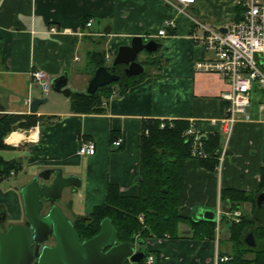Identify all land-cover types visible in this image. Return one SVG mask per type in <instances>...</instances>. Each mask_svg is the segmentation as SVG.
<instances>
[{"label":"crops","instance_id":"0c3cea01","mask_svg":"<svg viewBox=\"0 0 264 264\" xmlns=\"http://www.w3.org/2000/svg\"><path fill=\"white\" fill-rule=\"evenodd\" d=\"M243 1L195 0L183 15L161 0H0V114H30L29 104L36 97L46 99L36 116H55L48 124L14 131L4 139L9 148L0 156L18 162L24 175H12L17 187L0 192V231L23 223L19 190L43 170L61 169L64 176L80 178V187L66 189L58 205L71 222L88 217L105 202L108 184L116 185L122 196H135L141 127L146 120L187 121L202 137L218 134L211 121L224 114L221 94L227 86L218 75L195 71L194 62L207 54L193 39L202 33L194 31L192 19L225 29L241 20ZM170 19L175 27L165 28V37H159L158 31ZM87 21L92 22L90 28ZM50 26L58 33L50 34ZM137 36L154 40L159 48L148 57L139 54L151 62L147 71L142 65L145 78L121 96L115 89V95L104 101L103 114L72 113L69 96L53 91L49 97L52 90L43 95L32 83L34 71H42L50 81L65 75L71 93H86L94 72L92 54L102 53L110 62L119 46L129 45ZM263 102L264 90L255 87L247 109L249 120L239 117L234 125L218 172L202 169L190 157L181 162L179 214L188 221H210L206 217L217 210L228 212L220 202L221 189L253 196L261 192L264 112L259 105ZM111 134L122 140L119 150L111 144ZM84 141L95 144L93 156L78 155ZM233 210L250 216L253 205L244 202ZM222 218L224 225L212 239L194 237L189 224L182 222L175 238L151 236L142 251L154 258V264H219L232 252L228 232L232 221Z\"/></svg>","mask_w":264,"mask_h":264},{"label":"trees","instance_id":"16d2710c","mask_svg":"<svg viewBox=\"0 0 264 264\" xmlns=\"http://www.w3.org/2000/svg\"><path fill=\"white\" fill-rule=\"evenodd\" d=\"M149 55L152 54H147V57ZM91 57L94 61V69L97 66H105L102 53L95 52ZM143 62L151 65V62L147 60ZM109 68L110 66L107 67L108 70ZM124 68V65L115 66L114 73L120 76L118 81L99 88L92 95L71 93L69 95L70 111L76 114H103L106 106L102 103L115 95V89H117V95L121 96L146 76L145 71L138 76H126ZM54 118L55 116L45 117L36 116V114H0V151L9 148L4 144V139L11 132L28 131L39 124H48ZM170 123L172 127L169 126ZM161 124H164L163 128H160ZM187 128V121L146 120L142 123L139 171L135 180L138 187L137 194L122 196L116 185L108 184L105 202L94 207L88 217H77L72 222L81 241L96 235L99 231V223L104 218L110 219L115 228L117 243L134 242L136 238L145 244L149 237L162 238L164 234L175 238L178 225L182 222L189 224L194 237L210 239L215 237L214 222H191L179 214L180 167L181 162L190 157V146L182 138V133ZM115 140V135L111 134V144ZM203 140L205 151L210 158L200 160V167L214 171L217 166L216 153L221 144L220 137L214 133ZM120 148L121 146L116 150ZM19 171L21 167L18 162L6 161L0 156V182L9 178L11 173L16 174ZM260 191L259 194L264 193V168L260 174ZM257 196L258 194L253 196L239 191L221 189L220 202L227 210L233 211L240 204L250 202L253 205V213L250 216L242 215L239 223H230L228 232L232 252L227 261L219 262V264H264V226L253 218ZM248 230H252L254 247L247 246L243 241ZM144 252L147 254L146 251ZM246 255H251V258H246ZM143 261L144 259L139 264H143Z\"/></svg>","mask_w":264,"mask_h":264},{"label":"water","instance_id":"95a60500","mask_svg":"<svg viewBox=\"0 0 264 264\" xmlns=\"http://www.w3.org/2000/svg\"><path fill=\"white\" fill-rule=\"evenodd\" d=\"M225 32V29H220ZM159 48L154 40L133 37L129 45L119 46L109 70L106 66H97L90 79L86 93L94 94L99 88L117 82L115 66L124 65L126 76H138L143 66L136 61L141 53L153 54ZM65 75L50 81V88L56 93L69 96L71 90L66 87ZM45 98H32L29 113L35 114ZM80 178L75 175H63L61 169H47L38 172L19 190L22 201L25 224H11L0 232V264H139L145 252L135 250L144 242L117 243V233L110 219L99 223L96 235L81 241L73 223L68 220L58 203L66 189H78ZM205 215V214H204ZM214 221L213 217H206ZM254 220L264 226V193L256 197ZM1 221V220H0ZM54 240L49 246L48 239ZM249 247L255 246L252 230L243 238Z\"/></svg>","mask_w":264,"mask_h":264},{"label":"built area","instance_id":"2783aa9c","mask_svg":"<svg viewBox=\"0 0 264 264\" xmlns=\"http://www.w3.org/2000/svg\"><path fill=\"white\" fill-rule=\"evenodd\" d=\"M177 14L187 15L186 7L193 5L195 0H161ZM243 15L240 21L225 28V32L212 29L196 19H192L194 31L200 30L201 35L193 36L196 44L207 54V58L196 60L193 64L196 72H204L220 76L227 86V90L221 94L226 107L223 116L218 120H212L213 125L218 126L221 145L216 153V172L220 170L226 154L227 143L232 134L234 125L242 117L244 121L249 120L247 109L250 105V96L253 89L264 90V0H244ZM91 21L85 26L90 28ZM173 19L166 20L163 27L158 31L159 37H165V28H174ZM50 34L58 33L57 28L50 26ZM109 61V57L106 56ZM32 83L37 86L43 94L50 91V80L42 71H34L31 74ZM105 106V103H102ZM264 112V102L259 105ZM173 125L170 123L169 125ZM164 124L160 125L163 128ZM146 134V132H145ZM185 143L190 146V158L195 160H206L210 158L205 151V141L190 124L182 133ZM122 144L121 139H116L112 145L117 148ZM96 148L92 141H84L78 148V155L93 156ZM230 218L233 223H239L240 210L228 211L222 214L221 210L216 212L215 231L218 232L220 219ZM228 257H222L220 262H225ZM144 264H154V258L147 256Z\"/></svg>","mask_w":264,"mask_h":264},{"label":"rangeland","instance_id":"374dc122","mask_svg":"<svg viewBox=\"0 0 264 264\" xmlns=\"http://www.w3.org/2000/svg\"><path fill=\"white\" fill-rule=\"evenodd\" d=\"M136 61L137 62H139V63H142L143 64V66L145 67V70L147 71V64H145L143 61V59H142V57H141V55H138L137 56V59H136ZM84 63V60L81 62V64H83ZM111 65V63L109 62V61H106L105 62V66L106 67H109ZM145 71V72H146ZM41 93L38 91V93H37V95H40ZM53 94H54V92L53 91H50V94L48 95L49 97H51V96H53ZM14 132V131H13ZM12 133V132H11ZM9 135V134H8ZM7 135V136H8ZM6 136V137H7ZM15 135H12L10 138H12V137H14ZM5 137V138H6ZM23 175H24V172H18V174H17V178H20V177H23ZM14 180H15V178H14V176H10L9 178H7V179H5V180H3L2 182H0V192L1 193H4V192H6L7 191V189L10 187V188H14V187H17L16 185V183L14 182ZM0 193V194H1ZM66 196V195H65ZM66 213V212H65ZM241 216H242V213H241ZM224 225V222H222L221 223V227ZM51 242H49L48 244H50ZM142 250H144V248L142 249Z\"/></svg>","mask_w":264,"mask_h":264},{"label":"flooded vegetation","instance_id":"af4514ba","mask_svg":"<svg viewBox=\"0 0 264 264\" xmlns=\"http://www.w3.org/2000/svg\"><path fill=\"white\" fill-rule=\"evenodd\" d=\"M61 201V200H60ZM60 204V202L58 203V205ZM1 215V214H0ZM1 222L2 221H0V225H1ZM26 223V219L23 221V223L22 224H25ZM4 230H2V231H0V232H3ZM49 242H51L50 244H48ZM46 244H48L49 246H53V244H54V240L52 239V238H49L48 239V241H47V243ZM126 264H129V263H126Z\"/></svg>","mask_w":264,"mask_h":264}]
</instances>
